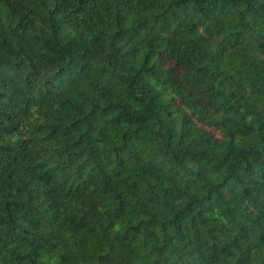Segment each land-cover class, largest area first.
I'll return each instance as SVG.
<instances>
[{"label":"trees","instance_id":"1","mask_svg":"<svg viewBox=\"0 0 264 264\" xmlns=\"http://www.w3.org/2000/svg\"><path fill=\"white\" fill-rule=\"evenodd\" d=\"M0 264H264V0H0Z\"/></svg>","mask_w":264,"mask_h":264}]
</instances>
